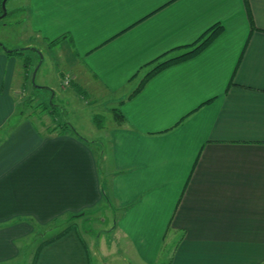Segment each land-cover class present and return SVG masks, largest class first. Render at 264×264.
<instances>
[{"label":"crops","instance_id":"1","mask_svg":"<svg viewBox=\"0 0 264 264\" xmlns=\"http://www.w3.org/2000/svg\"><path fill=\"white\" fill-rule=\"evenodd\" d=\"M17 12L64 44L72 83L127 97L112 110L105 186L87 139L12 121L29 70L0 41V264H22L15 244L34 229L21 218H71L24 264H98L86 216L72 217L100 206L139 264H264V0H24ZM217 24L207 49L136 93Z\"/></svg>","mask_w":264,"mask_h":264},{"label":"rangeland","instance_id":"2","mask_svg":"<svg viewBox=\"0 0 264 264\" xmlns=\"http://www.w3.org/2000/svg\"><path fill=\"white\" fill-rule=\"evenodd\" d=\"M23 3L24 0H8L6 4L8 15L0 19V41H3L1 43L14 49L27 50L24 53L25 59L31 58L34 64L31 65L32 72H29L26 77L27 82L18 95L19 110L13 115L12 121L18 117L21 122L28 119L35 126L41 127L44 133L49 132L46 129L47 126L54 129L67 123L71 125L79 135L93 144L98 157L100 174L107 186L111 173L110 167H112L109 134L115 125L112 110L118 108L120 100L127 96L126 94L111 96L97 86L92 90L77 79H74L73 83L71 79V86H65V79L70 77L74 69L73 61L68 54L70 52H67L64 44L49 47L48 43H43L31 34L25 14L12 13ZM28 44L32 46L27 47ZM28 48H37L38 52ZM8 133L7 131L5 134L6 138ZM53 134L56 133L53 132ZM85 216L86 220L82 226L93 248L98 251V257H100L97 259L98 264H139V261L134 260L131 254L128 259H125L124 253L128 254L129 245L122 234H115L111 230L116 213H113L110 207L100 206L99 210L89 212ZM30 219L33 221L31 224L34 229L33 234L22 237L15 244L23 254L20 258L22 264L27 263L28 256L32 255L34 245L32 246L31 243H34L36 238H43L44 234L53 235L62 231L65 225H68L67 223H71V218L59 220V226L55 227L52 226L54 222L49 224L51 227L42 226L37 218H21L14 223L27 221L30 224ZM6 264H14V261L12 263L9 260Z\"/></svg>","mask_w":264,"mask_h":264},{"label":"trees","instance_id":"3","mask_svg":"<svg viewBox=\"0 0 264 264\" xmlns=\"http://www.w3.org/2000/svg\"><path fill=\"white\" fill-rule=\"evenodd\" d=\"M2 2L3 0H0V16L3 14V9H2ZM224 27L221 24H217L215 26H213L211 29H209L207 31V33L193 46L192 50L187 52L186 54L170 59V60H166L162 63H159L157 66H155V68L145 77V79L141 82V86L140 88L136 91V93L145 85V83L147 81H149L152 77H154L155 75L159 74L160 72H162L163 70H165L166 68L175 65V64H179V63H183L186 61L191 60L192 58L198 56L201 52H203L205 49H207L222 33H223ZM57 43V42H56ZM26 50H20V49H16V50H12V51H7L9 53H11V55H23L25 53ZM33 64L31 58H26L25 59V67L27 70H29V72H32L31 70V65ZM35 72V70H34ZM33 72V74H34ZM69 82L68 84H66V82ZM65 86H68L71 84V79L66 78L65 82H64ZM21 111V110H20ZM22 114V112H20ZM52 127V126H51ZM71 125L64 124V125H59L54 129H51L49 126L46 127L47 130H49V134H52L53 132H57L59 134H63L65 132L68 131H74L76 134H78L75 129L72 127ZM39 128V126H38ZM62 128V129H60ZM51 130V131H50ZM79 135V134H78ZM85 214H80L77 216H73V219H76L78 217H84Z\"/></svg>","mask_w":264,"mask_h":264},{"label":"water","instance_id":"4","mask_svg":"<svg viewBox=\"0 0 264 264\" xmlns=\"http://www.w3.org/2000/svg\"><path fill=\"white\" fill-rule=\"evenodd\" d=\"M8 0H3L2 2V9H3V14L0 16V19L5 18L8 13H7V8H6V4H7ZM10 52V51H9ZM35 73V72H34Z\"/></svg>","mask_w":264,"mask_h":264},{"label":"built area","instance_id":"5","mask_svg":"<svg viewBox=\"0 0 264 264\" xmlns=\"http://www.w3.org/2000/svg\"><path fill=\"white\" fill-rule=\"evenodd\" d=\"M69 82L67 81L66 84H68Z\"/></svg>","mask_w":264,"mask_h":264}]
</instances>
